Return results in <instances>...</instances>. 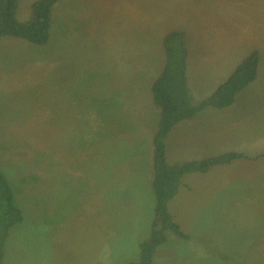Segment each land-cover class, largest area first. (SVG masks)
<instances>
[{"label": "rangeland", "instance_id": "374dc122", "mask_svg": "<svg viewBox=\"0 0 264 264\" xmlns=\"http://www.w3.org/2000/svg\"><path fill=\"white\" fill-rule=\"evenodd\" d=\"M173 31L190 40L194 106L252 52L261 61L230 108L200 114L224 149L194 150L248 159L182 179L168 208L185 237L167 231L154 264H264V0H60L47 44L0 38V168L25 218L4 264L138 262L156 216L151 87Z\"/></svg>", "mask_w": 264, "mask_h": 264}, {"label": "trees", "instance_id": "16d2710c", "mask_svg": "<svg viewBox=\"0 0 264 264\" xmlns=\"http://www.w3.org/2000/svg\"><path fill=\"white\" fill-rule=\"evenodd\" d=\"M59 1L37 0L32 6L30 19L20 21L17 18L19 0H0V38L13 37L35 45L47 44L50 39L53 10ZM163 48L166 57L164 68L151 87L153 104L160 110L159 126L152 136V188L156 198V216L150 237L140 243L138 262L131 264H154L158 248L167 242V231L185 237L173 221L168 205L177 196L182 179L186 175L208 174L217 166L248 159L243 154L229 152L204 161L173 165L167 157L166 142L176 125L195 119L201 111L210 107H231L238 94L257 80L261 61L259 53L252 52L210 97L200 105L194 106L188 84V61L191 55L188 35L181 31L169 32L163 39ZM126 132L127 130L124 133ZM24 219V213L16 201L14 188L0 168V264L5 262L6 245L11 230L21 225Z\"/></svg>", "mask_w": 264, "mask_h": 264}, {"label": "crops", "instance_id": "0c3cea01", "mask_svg": "<svg viewBox=\"0 0 264 264\" xmlns=\"http://www.w3.org/2000/svg\"><path fill=\"white\" fill-rule=\"evenodd\" d=\"M20 21H22V20H20ZM228 108H230V107H228ZM228 108H222L221 109V108L210 107V108H207V109L201 111L195 119L189 120V121H183V122L179 123L178 125H176L173 128V130L171 131V133L169 134V136L167 138V142H166V144H167V157H168L169 163L174 165V164H178V163H188V162L198 161L200 159H208V158L210 159V158L220 156L219 154H217V155H214L212 157H207V158H195L196 156H195L194 150H197L199 148H203L204 149L203 153H217V152L222 151V149H224L222 147L221 142L218 141L217 135L214 134L211 131V129L208 127V123H206L207 115L206 114L200 115V114L203 112H206L208 110H214V112L218 116V115L222 114L221 112H223L224 110H226ZM206 128H209V130H208V132H205L203 142L197 144L196 146L194 145L195 142L192 144L189 143V148L188 149L184 148L183 142H182V139L184 138V136L188 137L189 139L194 140V136L197 133V131H200V130L204 131V129H206ZM212 130H213V128H212ZM152 135H154V133ZM150 142H151V140H150ZM152 152H153V150H152ZM229 152H233V151H229ZM229 152H226V153H229ZM226 153L224 152L223 154H226ZM188 154H190V156ZM223 154H221V155H223ZM187 156L191 157V158L187 160ZM186 176H188V175H186ZM184 178H183V180H186L187 177L185 179ZM183 187H185V185H183V186L181 185L180 188H183Z\"/></svg>", "mask_w": 264, "mask_h": 264}]
</instances>
